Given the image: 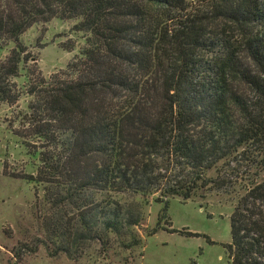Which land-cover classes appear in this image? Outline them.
Returning a JSON list of instances; mask_svg holds the SVG:
<instances>
[{
	"label": "trees",
	"instance_id": "trees-1",
	"mask_svg": "<svg viewBox=\"0 0 264 264\" xmlns=\"http://www.w3.org/2000/svg\"><path fill=\"white\" fill-rule=\"evenodd\" d=\"M53 20L85 40L30 93L45 147L25 178L52 207L57 250L139 226L127 195L166 210L234 192L229 264H264V0H0V40Z\"/></svg>",
	"mask_w": 264,
	"mask_h": 264
},
{
	"label": "rangeland",
	"instance_id": "rangeland-1",
	"mask_svg": "<svg viewBox=\"0 0 264 264\" xmlns=\"http://www.w3.org/2000/svg\"><path fill=\"white\" fill-rule=\"evenodd\" d=\"M75 25L53 20L29 29L18 44L6 36L0 40V86L7 92V101H0V264H229L225 246L231 242L234 192H212L188 202L173 199L166 210L163 204L127 195L119 199L124 217L138 218L139 226H125L103 242L99 225L70 254L57 250L46 228L52 207L42 189L25 178L38 175L41 162L35 153L45 147L35 142L30 130V108L38 107L37 94L30 93L39 94L41 79L66 70L85 47ZM18 61L19 72L11 76ZM131 233L139 245L132 242Z\"/></svg>",
	"mask_w": 264,
	"mask_h": 264
}]
</instances>
